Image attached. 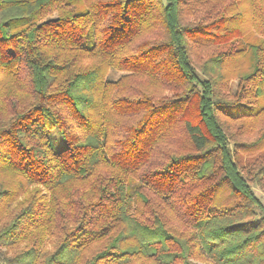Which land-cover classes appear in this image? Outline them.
<instances>
[{
	"label": "trees",
	"instance_id": "trees-1",
	"mask_svg": "<svg viewBox=\"0 0 264 264\" xmlns=\"http://www.w3.org/2000/svg\"><path fill=\"white\" fill-rule=\"evenodd\" d=\"M192 4L0 0V91L15 85L20 102L0 110V174L73 193L63 206L43 211L32 194L13 209L15 191L0 185V264H264L254 191L264 182V128L250 140L238 137L245 127L231 132L259 117L264 125V27L252 50L198 64L191 54L225 42L240 15L212 6L201 23ZM250 52V69L227 90L230 73L220 72L238 75ZM107 69L169 95L109 83Z\"/></svg>",
	"mask_w": 264,
	"mask_h": 264
},
{
	"label": "rangeland",
	"instance_id": "rangeland-1",
	"mask_svg": "<svg viewBox=\"0 0 264 264\" xmlns=\"http://www.w3.org/2000/svg\"><path fill=\"white\" fill-rule=\"evenodd\" d=\"M193 1L194 4H192L190 7L192 10L197 9V11L193 13L192 18L196 19L197 17H202L201 23L210 22L209 20L210 17L204 16L206 14L204 13V11H208L212 9L211 8L212 6H214L213 8L215 9V11L223 12L222 14L226 16L229 20H230L229 17H231L236 13H239L240 15L239 18H234L232 21L228 22V27H230V31L229 33H226L224 35L225 42L222 41V44H219L218 47H216L213 44H210L204 49H198L196 53L191 54L194 61L198 62V64H200L203 59L205 60L207 57L211 55L218 54L217 53L218 51L219 52L228 51L231 50L232 48L235 49L239 45L242 48L252 50L251 47H255L259 44L260 37L257 34V27L261 28L262 25L264 27V21H263L264 15L260 11H258V9L262 8L264 3L253 2L251 5H249L248 3L250 0H196V2L195 0ZM251 16H253L252 20L248 19ZM250 56H251V52L245 53L246 59H244V61L243 58L240 59V64H242V66L238 69V75L236 74L234 67L233 68L231 67L229 70L222 69V71L220 72L221 74H225V71H229L230 73L229 76H226L227 79L224 78V83L227 82V88H226L227 90L229 89L231 92H233L236 89L237 79L239 78V74L241 75L242 73L250 69V67L248 66ZM81 61L84 62L80 63ZM81 61L79 63L83 65L98 62L97 60L93 62H88L86 60H81ZM106 71H107L106 81L109 83H117L121 81V83H124L125 88L129 87L130 90L139 88L144 92H148V93L154 91L156 95H160V96L169 95V93L163 87H161V85L152 84L151 82L147 83V81L140 76H131L130 74L121 71L110 70V69H107ZM11 83L13 82H8L7 84L11 85ZM15 87H16L15 85L12 86L7 85L3 90L0 91V110H2L6 114H9L12 105L16 107L20 104L19 98L17 96L19 92L15 89ZM114 88H116V86H114ZM11 93L16 95L15 100H11V101L9 100V97H11ZM114 95L120 97L127 96L124 90L116 91L114 92ZM6 101L8 102L7 104ZM260 119L262 118L259 117L254 120L236 123L231 129V132H234L236 134H241L242 133L241 131L245 127L244 134L238 136L239 138L242 139L244 136L248 140L254 139L256 137L258 139L261 136V133L264 128L263 122H260ZM242 123L244 124V126H242ZM237 126H242L240 131L236 130ZM56 146L58 148L63 146L59 138L57 139ZM256 155L257 158L259 156L264 157V148ZM100 169L101 168H99L95 173H93L92 177L86 181V185L90 183L92 180H95V177L97 176V173ZM0 185L3 186L8 185V187H11V189L15 191L14 192L15 198L12 201V205H11V208L13 209L15 208V206H17V203L19 202L21 203L23 200L28 199L29 196L32 194H35L37 198L39 197V203L45 207L43 211L47 208V204L57 203L55 205L63 206L64 204H66L67 201H69L70 196H73L70 185H66L63 188L59 187L49 192L43 188H40L41 186H32L27 183H23L21 182L20 178H18L17 176L9 175V174H0ZM82 185H84V183H82ZM254 191L256 195L259 197V199L262 201V203L264 204V182L260 183V186H254ZM80 197L85 198V196H80ZM37 200L36 202H38ZM2 205L5 206V203H2ZM37 215L38 217H40L39 214ZM44 227H47V224H45ZM38 232L41 236H43L41 227L38 230ZM51 241L52 240L45 241L46 243L45 247L48 246L47 249L51 248ZM24 245L25 244L23 245L19 244V247H21L22 249ZM9 252L13 253L15 252V250L11 249V251Z\"/></svg>",
	"mask_w": 264,
	"mask_h": 264
}]
</instances>
